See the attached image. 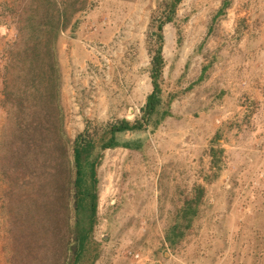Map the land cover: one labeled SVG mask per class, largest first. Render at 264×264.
I'll return each mask as SVG.
<instances>
[{"label": "rangeland", "instance_id": "rangeland-1", "mask_svg": "<svg viewBox=\"0 0 264 264\" xmlns=\"http://www.w3.org/2000/svg\"><path fill=\"white\" fill-rule=\"evenodd\" d=\"M54 1L72 6L63 55L56 44L62 126L72 147L79 135L96 138L111 125L141 118L154 90L157 26L170 0ZM38 2L0 0V30L8 27L0 40V264H71L77 244L74 193L65 198L57 175L54 188L64 202H52L57 193L49 186L42 206L48 213L34 214L28 208L38 184L14 163L7 145L20 112L10 93L22 87L24 75L14 58L33 42L29 23L44 9L36 11ZM260 20L264 0H183L164 26L159 85L161 114H170L121 134L119 142L132 149L101 152L95 264H264ZM218 133L224 152L214 177L211 148ZM197 187L205 188L204 204L192 233L172 251L165 247L166 231Z\"/></svg>", "mask_w": 264, "mask_h": 264}, {"label": "trees", "instance_id": "trees-1", "mask_svg": "<svg viewBox=\"0 0 264 264\" xmlns=\"http://www.w3.org/2000/svg\"><path fill=\"white\" fill-rule=\"evenodd\" d=\"M37 12L42 8L41 14L30 21L32 27V40L26 46L21 55L14 58V62L21 64L24 72L21 77L23 83L21 88L10 93L15 96L20 112L16 113L17 118L11 120L13 126L11 141L7 145L11 148L12 159L17 162L22 171L28 174L30 183L37 185L33 189V202L28 208L34 214L42 218L47 214L44 211L43 203L45 191L49 186L56 191L52 202H64L61 190L54 188L57 185V175L61 176L64 196L67 198L70 192L74 193V231L76 233V248L71 250V264H95L99 258L98 248L93 242L95 225L98 218L99 191L97 168L101 163V152L109 149L125 148L132 149L129 144L119 142V136L127 132L143 131L151 125L155 116L161 114L163 106L162 89L159 80L164 70V26L173 22L176 17L177 7L183 0H170L166 4V15L157 26V41L159 48L151 62V78L153 80V92L148 96L141 118L134 123L127 120L105 128L96 138L88 139L85 135H79L73 142L72 147L67 137L61 116L59 105L61 89V67L57 53V40L71 24L70 10L72 6L63 3L58 7L54 0H38ZM88 1V0H84ZM80 2V0H75ZM45 10V11H44ZM39 13V12H38ZM37 13V14H38ZM85 13V12H84ZM83 18L76 21L72 26V35L75 36L80 29ZM0 40L7 36L8 27L1 26ZM206 69L203 70V75ZM202 75V76H203ZM7 86V83L5 87ZM14 98V99H15ZM29 111V113H28ZM11 117L13 116L12 113ZM170 113L164 112L165 118ZM251 114L248 113V119ZM222 135L218 133L212 141L211 155L213 157L214 177H217L222 169L223 148L218 142ZM50 172L56 175L50 177ZM44 189V192L42 191ZM206 196L204 187H197L193 197L188 198L177 219L166 231L165 247L175 249L193 231L194 221L198 217L204 204ZM49 198V196H47ZM37 220L38 228L44 230ZM64 222V218L62 219ZM42 228V229H41ZM37 235V233H34ZM39 244L40 240L36 239ZM90 262V263H89Z\"/></svg>", "mask_w": 264, "mask_h": 264}, {"label": "crops", "instance_id": "crops-1", "mask_svg": "<svg viewBox=\"0 0 264 264\" xmlns=\"http://www.w3.org/2000/svg\"><path fill=\"white\" fill-rule=\"evenodd\" d=\"M260 24L262 25V27L260 28V35L261 37L259 36V44L260 43H264V21L260 20ZM247 36V35H246ZM66 35L62 34V36L59 37V40L57 42V45H58V48H60L61 52H62V55L65 53L64 49L66 48ZM264 47V46H262ZM64 60V58H62ZM150 235V233L148 234V236Z\"/></svg>", "mask_w": 264, "mask_h": 264}, {"label": "bare ground", "instance_id": "bare-ground-1", "mask_svg": "<svg viewBox=\"0 0 264 264\" xmlns=\"http://www.w3.org/2000/svg\"><path fill=\"white\" fill-rule=\"evenodd\" d=\"M20 222V221H19ZM32 224V223H31Z\"/></svg>", "mask_w": 264, "mask_h": 264}]
</instances>
